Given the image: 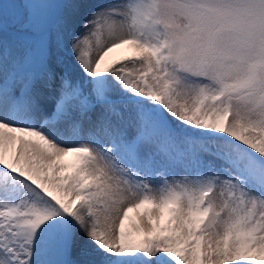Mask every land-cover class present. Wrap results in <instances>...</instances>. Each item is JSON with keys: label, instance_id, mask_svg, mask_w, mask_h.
<instances>
[{"label": "rangeland", "instance_id": "rangeland-1", "mask_svg": "<svg viewBox=\"0 0 264 264\" xmlns=\"http://www.w3.org/2000/svg\"><path fill=\"white\" fill-rule=\"evenodd\" d=\"M73 3L0 0V97L7 107L15 104L21 87L33 88L29 76L41 72L45 84L34 85L32 104L48 108L35 121L64 114L60 99L68 109L77 107L76 114L86 112L85 138L107 163L91 180L84 141L58 133L71 156L49 174L41 170L28 180L3 166L8 161L0 164V233L19 225L40 230L36 248L23 237L26 247L5 246V259L84 264L72 251L82 248L74 236L81 221L105 239L100 252L110 264H264V191L250 181L254 169L264 175V152L232 139L209 154L200 142L217 134L231 111L264 132V0H131L124 28L116 1L100 0L80 14L79 33H67L72 47L54 46L44 29ZM144 21L150 22L146 31ZM38 29L41 34L30 36ZM134 33L136 47L129 42ZM33 39L43 52L36 57L25 50ZM108 49L127 66L117 67L121 57L116 65L104 60L116 68L98 73ZM206 84L211 92L205 93ZM44 92L52 105L40 101ZM94 100L99 108L89 111ZM149 132L161 146L143 139Z\"/></svg>", "mask_w": 264, "mask_h": 264}, {"label": "bare ground", "instance_id": "bare-ground-1", "mask_svg": "<svg viewBox=\"0 0 264 264\" xmlns=\"http://www.w3.org/2000/svg\"><path fill=\"white\" fill-rule=\"evenodd\" d=\"M99 1L100 0H74V3L72 4V6H70L71 9H69V11L66 12L65 14L63 12L61 17H59V18H61L60 20L57 19V21H55V23L50 25L49 28L44 29V31L46 33L45 36L46 37L49 36V39H48L49 43L52 42L54 46L60 45L62 47L68 48V49H69V47H72L69 45L71 41L70 42L68 41L69 38H68L67 33L71 32L72 30H73V32L76 31L77 33H79L78 29L76 28V26H77L76 22L77 21L79 22L80 14L83 13V16H86L87 13L89 14V12L94 11L97 4H99L98 3ZM103 1H106V0H103ZM115 1H116L117 7L119 8V10H118L119 15L122 18V20L118 21V23H120V26L124 28L125 24L127 23V21H123L126 18L125 17L126 13L124 12L125 11L124 9H127V6L129 8H131V5H130L131 0H115ZM130 10H127V11H130ZM127 18H128V16H127ZM131 19H133V18H131ZM128 22H130V21H128ZM144 22H145L144 29L146 31V29L150 25V22L149 21H144ZM69 29H70V31H69ZM139 29H140V27H137L135 30V31L140 32L139 36H140V34L144 35V29L141 31ZM41 31H40V29L35 30V32L32 31L30 36H34L35 33L41 34ZM129 34H131V32ZM132 36L129 38V42L133 47H136L135 46V44H136L135 38H137L139 36H137L135 33ZM34 40L35 39H33V41L27 46V48L25 50L26 51L28 50V55H30L31 53H34L33 57H36V55L39 54L38 51L41 52V49H40L39 45L36 46ZM49 50H50V48H48V47L45 48V52L49 51ZM113 50L111 49V51H109V49H108L105 52L104 57H103L102 61L100 62L99 66H96L97 67L96 70L98 71V73L101 71L100 72L101 74H106L107 72L114 71L116 68V66H115L111 70L108 69L109 67L105 66L104 60H108V62L114 63V65H116L117 61L121 57L119 64H117V67L120 68L121 66L122 67L127 66V61L122 59V55H119L117 50H115V49H113ZM133 52H134V50H133ZM138 52H139V50L135 51L134 53L138 54ZM42 53L43 52H41V54ZM29 59H31V57ZM32 64H34V63H31L30 65H32ZM27 68H28V65L26 66L25 63L24 64L22 63L20 70H23V73H24V72H26ZM4 69H3V67H0V72L3 71ZM0 74H2V72ZM42 75L43 74H41V72H36V73L32 74L31 76H29L27 83L32 84L33 88H29V86L21 87L22 88L21 91H23L21 96H20L21 100L16 101V103L14 105L9 104L7 107L5 105V103H3L2 97H0V160H1L0 164L2 165V164H4L5 161H8V164L7 165L4 164L3 166H10L9 169L11 168L14 171L18 170L19 172H21L23 177L25 176V178H28V180H29V178L32 179L34 177H36L38 179L37 176L40 175L39 171L41 172V170H43V172H44L43 174H46V175L49 174L52 170L51 167L53 165H55L56 163L59 164V163H61L62 159L64 161L65 158H68L71 156V151H69V149H67V148H64L63 145H62L63 147L61 146V144L63 143V137L61 138L58 135V133H60L64 137H66L68 135L69 138H66V139L70 140L72 137H75L77 139L80 138L81 140L84 141V144L87 146V152L89 154L88 155L89 163H91V165L89 166V172H90L89 178L92 180L96 176H98L100 174V172L103 170L104 166L107 163V161H106L107 159L106 160L104 159V155L101 156V151L97 150V148L94 146L95 144L94 145L92 143L90 144L89 139L85 138L87 135V131H86L87 127L90 125L88 120H84V114L86 112H81V114H76L78 112V111L77 112L75 111L77 109V107H76V109H74V108L68 109L65 107L63 100L60 99L61 104H59V105L62 108V113L65 112L64 114H60L57 117H52L51 120H46L47 118L44 119L43 122H41V120H40L41 123H38L35 121V118L37 116H39L40 114H42V111L44 109L46 110L48 108V105L46 106V104H42L40 106H36L37 104H34V103L32 104V101L34 98L33 97L34 94L32 95V89H34V85H36V83H38V85H42L44 83L45 78L43 77L44 75L43 76ZM11 79L12 78H10L9 80H11ZM0 80H1V78H0ZM16 80H19V79L17 78ZM3 82H5V81H3ZM0 85H2V84H0ZM7 85H9V84H7ZM5 87H8V86H5ZM211 89H212V85L206 84L204 91H205V93H208V92H211L210 91ZM18 93L20 94L21 92L19 91ZM42 95L43 96H42V99L40 101L45 103V101L48 100V103H49V100H50L49 94L47 92L46 93L44 92ZM3 99H5L4 96H3ZM51 103H49V104H51ZM98 103L99 102L96 100L91 102L90 106L88 108L89 111L93 110L94 108L96 110H98V108H99ZM54 106H55V104H54ZM93 106H95V107L93 108ZM9 110L11 112L12 111L13 112L11 113ZM15 111H16V113H15ZM8 112H10V113H8ZM236 112L237 111L228 112L226 122L224 123V125L222 124V126H221V128L217 134L210 136L209 135L210 133H209L208 135L204 134L200 137L201 139H203L200 141L201 142V150H203V151L205 150L209 154L212 152H218L219 153L222 151L221 140H226V141L233 144L234 143L232 141V139H233L236 142L253 145L255 148L264 152V132L260 131L257 128V126L255 127L252 122H249L250 120L247 121V119L243 118L242 117L243 115H240V116L237 115L238 113L236 114ZM13 114H17V115H13ZM57 115H58V113H57ZM73 116L74 117H80V118L78 120H72ZM59 118H63V119L59 120ZM142 118L143 117H141V119H137V122L139 124H143L145 122V121H142ZM149 120H150V118H149ZM93 121H95V120H93ZM134 121L136 122V118L131 119L132 124L134 123ZM26 123H28L27 125L30 124V128L27 129L26 127H24V125ZM55 125H60V126L56 127L57 129L56 128L54 129ZM152 128H154V127H152ZM229 138L231 139L232 142L230 141ZM143 139H145V141L147 143H149V145H152V143H155V146L159 140V139H156V133H151V132L147 133V135H145V137H143ZM172 139H173V137H172ZM138 142H140V141H138ZM157 145L161 146L159 143H157ZM216 148L217 149L220 148L221 151L217 150ZM110 149H111V147H110ZM177 151H179V150H177ZM223 154L229 156L226 152H223ZM63 155L66 157H63ZM170 155L172 156L173 154L170 153ZM177 155H178V153H177ZM213 155H215V154H213ZM230 159H231V157H230ZM66 162H69V161H66ZM233 162L235 163V167H236V165H239V164H236L237 161H233ZM1 165H0V168L3 169V167H1ZM11 169H10V171H11V173H13V171ZM244 173H245V171H244ZM246 174H247V172H246ZM53 175H54V172H52L51 176H53ZM250 176H251L250 181H252L254 184H256L258 191L259 192L264 191V175L258 173L254 169L250 173ZM25 178H23V179H25ZM22 180H21V182H22ZM29 182H31V181H29ZM12 183H13V180H12ZM1 194H0V196H1ZM36 202L37 201L34 198L33 202H32L33 205H35ZM0 203L3 204V201H0ZM78 203H80V201H78ZM78 206H79V204H78ZM36 207H37V204H36ZM78 223L79 224L76 225L77 229L74 232V236H75V240H76L75 242H78L77 245L80 244L82 248L79 250L80 251L79 252V251H76V247H74V250L72 249L73 253H75V255H77L78 257H82L81 261H83L84 264L85 263H87V264H110V262H108V256L101 255V252H100V248H102V245L99 246V243L102 242L104 244L105 239L99 240L97 236L92 235V233L86 227L81 225V221H78ZM24 224L25 223H23V225ZM34 230L33 231L31 229L27 230L26 228L22 227V225H19L11 234L9 233L7 235V232L6 233L3 232V234L0 233V236H1V240H0V264H14L16 262L15 261L14 263H12L11 261L6 260L3 251L5 250V246H10V247L12 246L15 250H18V251H20L22 249V247H26V245H24L25 241L21 240L23 237L28 238L29 244H31L30 246L35 247L36 246V236L40 232V230L38 233L36 232L37 230L36 231H34ZM41 231L43 232L44 230L41 229ZM5 242H8V243L5 245ZM8 253H10V252H8ZM13 253H15V252H13ZM16 256H14V257H16ZM25 258H26V256H25ZM27 258H29V256ZM260 258H261L260 260L264 261V257L263 258L260 257ZM22 261H24V260L22 259ZM57 261H58V259H57ZM43 262H41V263H43ZM17 263H15V264H17Z\"/></svg>", "mask_w": 264, "mask_h": 264}]
</instances>
